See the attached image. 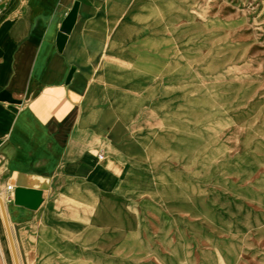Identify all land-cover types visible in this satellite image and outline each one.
I'll return each instance as SVG.
<instances>
[{
  "label": "rangeland",
  "instance_id": "rangeland-1",
  "mask_svg": "<svg viewBox=\"0 0 264 264\" xmlns=\"http://www.w3.org/2000/svg\"><path fill=\"white\" fill-rule=\"evenodd\" d=\"M119 5L123 49L95 67L109 103L87 125L147 165L123 204L69 189L70 213L23 236V264H264V0Z\"/></svg>",
  "mask_w": 264,
  "mask_h": 264
},
{
  "label": "crops",
  "instance_id": "crops-1",
  "mask_svg": "<svg viewBox=\"0 0 264 264\" xmlns=\"http://www.w3.org/2000/svg\"><path fill=\"white\" fill-rule=\"evenodd\" d=\"M147 1L135 0L137 5L127 8L129 15ZM153 1L167 3L170 11V0ZM75 2L74 22L60 46V26ZM122 2L0 0V197L21 264L22 238L32 241L42 214L70 213L69 189H87V181L94 182L123 204L131 198L123 196L121 182L147 165L120 160L121 152L105 142L106 135L87 125V112L109 103L95 67L116 56L109 51L123 49L117 47ZM18 176L24 187L16 201ZM8 183L12 190L6 189ZM77 226L83 228V223ZM0 264H16L1 208Z\"/></svg>",
  "mask_w": 264,
  "mask_h": 264
},
{
  "label": "water",
  "instance_id": "water-1",
  "mask_svg": "<svg viewBox=\"0 0 264 264\" xmlns=\"http://www.w3.org/2000/svg\"><path fill=\"white\" fill-rule=\"evenodd\" d=\"M76 8H77V3L75 2L74 5L72 6V8L70 9V11L67 13V15L65 16V18L62 21V24L60 26V32L58 34V42H59L60 46L63 45L64 40L66 38V33L69 31L70 27L72 26V24L74 22L75 15H76ZM71 71H72V68L70 69V71L68 73L67 79L69 78ZM15 184L16 185H15V190H14V199L17 201L18 198L20 197L19 195H20V193H22L23 187H24L20 181V176L17 177ZM0 208L2 210V214H3V218H4V224H5L7 236L9 239V243H10V247H11V251H12L15 263L19 264L15 245H14V241H13V237H12V233L10 230V226H9V223L7 220L6 212H5L3 201H2L1 197H0Z\"/></svg>",
  "mask_w": 264,
  "mask_h": 264
},
{
  "label": "built area",
  "instance_id": "built-area-1",
  "mask_svg": "<svg viewBox=\"0 0 264 264\" xmlns=\"http://www.w3.org/2000/svg\"><path fill=\"white\" fill-rule=\"evenodd\" d=\"M6 189H8V190H12V189H13V184L8 183V184L6 185Z\"/></svg>",
  "mask_w": 264,
  "mask_h": 264
},
{
  "label": "bare ground",
  "instance_id": "bare-ground-1",
  "mask_svg": "<svg viewBox=\"0 0 264 264\" xmlns=\"http://www.w3.org/2000/svg\"><path fill=\"white\" fill-rule=\"evenodd\" d=\"M1 198H2V197H1ZM2 201H3V198H2ZM3 203H4V201H3ZM7 219H8V217H7ZM8 223H9V220H8ZM15 248H16V246H15ZM16 250H17V249H16ZM17 257H18V253H17ZM18 263L21 264L20 261H19V257H18Z\"/></svg>",
  "mask_w": 264,
  "mask_h": 264
}]
</instances>
